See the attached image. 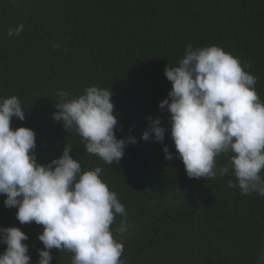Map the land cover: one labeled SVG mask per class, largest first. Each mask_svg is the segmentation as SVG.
<instances>
[{
  "label": "trees",
  "instance_id": "obj_1",
  "mask_svg": "<svg viewBox=\"0 0 264 264\" xmlns=\"http://www.w3.org/2000/svg\"><path fill=\"white\" fill-rule=\"evenodd\" d=\"M21 23L23 31L9 36ZM189 44L238 57L264 102V0H0V98H19L25 120L13 117L11 127L34 130L38 163L58 158L66 145L82 171L102 169L127 212L125 234L117 232L121 216L110 226L125 264H259L264 196L228 188L231 169L215 180L188 177L170 113L159 108L172 87L165 67L178 66ZM93 85L113 93L117 138L137 141L112 165L84 150L75 125L66 130L53 120L58 90L78 96ZM149 116L166 127L163 143L141 138ZM230 155L217 157V166ZM5 198L0 194V228L24 231L30 264H37L43 226L21 224ZM5 248L0 243V253ZM51 255L50 264H71L73 254L53 248Z\"/></svg>",
  "mask_w": 264,
  "mask_h": 264
},
{
  "label": "clouds",
  "instance_id": "obj_2",
  "mask_svg": "<svg viewBox=\"0 0 264 264\" xmlns=\"http://www.w3.org/2000/svg\"><path fill=\"white\" fill-rule=\"evenodd\" d=\"M23 29L21 23L9 28L8 35ZM245 67L219 46L193 49L189 44L178 66L165 67L172 87L159 108L170 113V134L188 177L215 180L231 169L234 179L227 181L228 188L264 196V102L255 91L256 77ZM57 94L62 99L55 104L53 120L66 130L75 125L87 153L112 165L137 142L134 136L115 134L118 119L111 90L93 85L78 96L62 90ZM13 117L25 120L19 98H0V194L6 197L5 207L18 209L21 224L43 226L38 239L44 247L37 249V264H50L53 248L71 252V264H125L123 243L110 226L121 216L117 232L125 234L130 227L127 212L101 179L102 169L82 171L66 145L58 158L38 163L34 130L13 129ZM147 119L141 138L163 143L167 129L161 119ZM163 152L166 159L174 158L167 145ZM222 154H231L229 164L218 167L216 158ZM26 240L19 227L0 228V243L6 245L0 264H30ZM259 264H264V254Z\"/></svg>",
  "mask_w": 264,
  "mask_h": 264
}]
</instances>
